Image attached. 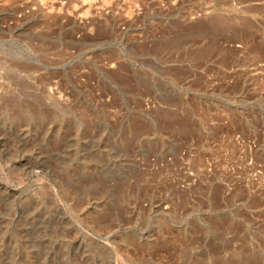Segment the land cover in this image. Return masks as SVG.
I'll return each mask as SVG.
<instances>
[{
  "label": "rangeland",
  "instance_id": "rangeland-1",
  "mask_svg": "<svg viewBox=\"0 0 264 264\" xmlns=\"http://www.w3.org/2000/svg\"><path fill=\"white\" fill-rule=\"evenodd\" d=\"M0 98V264H264V0H0Z\"/></svg>",
  "mask_w": 264,
  "mask_h": 264
},
{
  "label": "bare ground",
  "instance_id": "bare-ground-1",
  "mask_svg": "<svg viewBox=\"0 0 264 264\" xmlns=\"http://www.w3.org/2000/svg\"><path fill=\"white\" fill-rule=\"evenodd\" d=\"M3 96V95H2ZM1 99V98H0ZM7 99V98H6ZM7 100H3V101H0V106L2 105V107L4 108V106L8 105L7 104Z\"/></svg>",
  "mask_w": 264,
  "mask_h": 264
}]
</instances>
